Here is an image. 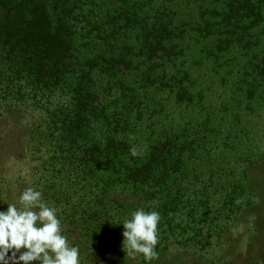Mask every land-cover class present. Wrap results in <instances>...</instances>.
<instances>
[{"label": "rangeland", "instance_id": "1", "mask_svg": "<svg viewBox=\"0 0 264 264\" xmlns=\"http://www.w3.org/2000/svg\"><path fill=\"white\" fill-rule=\"evenodd\" d=\"M25 1L6 11L0 5V45L34 63L0 70V210L19 207L20 193L34 187L59 210L81 264H147L122 250V222L138 208H156L127 201L121 166L133 145L143 149L133 157L139 164L152 144L176 136L184 151L170 180L204 191L209 219L204 227L182 223L161 264H264V0H254L257 20L233 29L228 19L220 23L228 0H59L71 9L61 25L72 38L59 49L46 37L55 25L49 16L32 37L27 13L34 20L46 5ZM23 5L30 10L19 11ZM239 32L231 48L213 51ZM35 60L63 65L60 77H38ZM80 104L95 111L83 138L71 133ZM86 150L97 157L87 165ZM191 203L182 211L192 212Z\"/></svg>", "mask_w": 264, "mask_h": 264}, {"label": "trees", "instance_id": "2", "mask_svg": "<svg viewBox=\"0 0 264 264\" xmlns=\"http://www.w3.org/2000/svg\"><path fill=\"white\" fill-rule=\"evenodd\" d=\"M22 3H28V1L0 0V5L4 11H6L9 6ZM39 4H41V6L46 5V8L43 10V13H41L42 10L39 8V11L36 14L34 13V15H37L34 20L33 16L27 13V15L32 18L31 20L33 21L34 25L36 26L37 22L42 17L49 16L51 18L49 19L50 22L54 21L55 25L52 27L46 37L53 38L56 49H59L63 45H70L72 41V38H69L70 33L68 32L67 27L62 26L61 24L64 22L65 18L68 17L71 9L69 7L63 6L61 3H59V0H52L49 3L40 0ZM29 10L30 7L23 5V8L19 11ZM260 10L261 7L254 3V0H228L226 14L224 17H222L220 23L228 19L226 25L232 29L237 28L243 20H257L255 14ZM229 20L233 21L229 23ZM1 22L2 24H5L3 27L6 30L12 28L11 24L8 22H3V20ZM228 31L230 34L235 33L233 30L228 29ZM31 33L32 37L36 35L37 26ZM241 35L242 33L239 32V34L235 36L234 39H230V36L227 35L223 39H218L220 43L218 44L217 48L213 49V51L216 53L217 51L220 52L226 50L227 48H231L232 45L240 41L239 37ZM2 48L4 53L2 54L3 64L0 67V70L3 71L4 69H8L12 61L17 65L14 69L15 72H18V70H20L22 67H34L33 62H25L22 59L21 53H12L11 49H7L6 44H3ZM45 49L47 52L53 51V47H47ZM34 62L38 69H40V71L35 69L34 72L38 74V77L45 76L47 81L57 80L60 77V71L63 70V65H60L57 62L55 66L47 65L38 60H35ZM84 76L87 78V75ZM46 84H53V82H48ZM75 88L78 91L85 90V88H83L79 82ZM86 93L87 94L85 95L84 99L89 97V93ZM82 103H85V101ZM81 105L82 104L79 105L80 113H78L76 118L71 122V133L78 138H81L82 136V126L87 125L90 121V118L93 116V114H95V111H93L91 114L89 110L81 109ZM83 112H88V114L83 115ZM105 118L108 120L107 125H112V132L116 133L117 127L116 124H114V118L109 116H106ZM83 137L84 135L82 138ZM115 143L121 144V141L115 140ZM148 150L147 159L139 164L136 163V160L133 157L128 156L129 159L127 163L121 166L125 172L123 173V177L120 179V181L127 185L130 191V195L128 194V196H126L128 197L127 201L130 202L129 197L131 196L133 198L137 197L143 201V206L148 201L151 204V208H156V211L160 213L161 220L158 227L159 235L162 236L159 237L161 238V241H159L160 245L156 246V251L159 253V259L151 261L150 264H161L166 252L171 248V240L174 239L176 241V238L180 237L179 228L183 224L197 227L198 225L201 226L205 221H208L209 211L205 205L209 201L210 197L205 195L203 190V194H197L194 191H190L188 187L182 188V186H180L178 183L174 185V182L170 180V176L174 173L175 165H179L181 167V156L184 151V146L179 144L176 136L170 137L165 135L163 139L152 144ZM90 152V150H86L84 152V161L86 162V165L89 162H93L92 160L95 161L97 159L95 154ZM115 166L119 167L117 164ZM94 185H96V183ZM102 192H104V190ZM133 193L138 194V196L133 195ZM190 201L194 206L192 212L187 211V213H185L182 211V209L187 205L186 202L188 203ZM77 206L78 205L76 203L72 204V207ZM184 214L187 217L186 221L183 219ZM161 243H163L162 247ZM166 263H168V261L165 262V264ZM147 264H149V262H147Z\"/></svg>", "mask_w": 264, "mask_h": 264}, {"label": "clouds", "instance_id": "3", "mask_svg": "<svg viewBox=\"0 0 264 264\" xmlns=\"http://www.w3.org/2000/svg\"><path fill=\"white\" fill-rule=\"evenodd\" d=\"M130 153L133 157L142 155L143 149L133 145ZM42 197L41 191L29 186L19 195V207L7 203L6 209L0 210V264H81L79 246L70 244L62 232L59 210ZM160 220L158 211L143 208L123 220L122 250L127 257L135 259L142 254L149 264L159 259Z\"/></svg>", "mask_w": 264, "mask_h": 264}]
</instances>
